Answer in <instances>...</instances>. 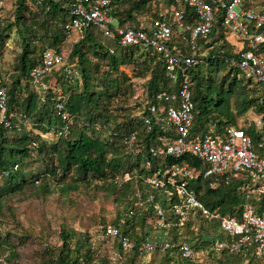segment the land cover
Here are the masks:
<instances>
[{"label":"built area","instance_id":"obj_1","mask_svg":"<svg viewBox=\"0 0 264 264\" xmlns=\"http://www.w3.org/2000/svg\"><path fill=\"white\" fill-rule=\"evenodd\" d=\"M6 1L0 0V23ZM258 1L264 2L172 0L169 5L161 2L158 15L151 16L146 24L124 27L113 14L114 0H65L71 16L63 25L67 36L60 46L45 49L31 71L32 86L43 100L50 96L60 119L50 130L40 133L45 140L66 136L76 121L77 116L67 108L62 81L75 83L82 73L78 61L70 59L72 49L65 47L67 42L75 43L83 38L92 26H98L104 36L121 47L137 46L162 61L172 81L182 72L178 91L156 92L145 100L139 114L150 130L155 124L171 129L170 136L162 138L160 146L149 147L146 167H152L156 159L163 162L168 156L180 157L185 153L197 156L207 167L199 169L189 163H175L145 177L137 171L124 173L123 181L135 182L129 216L147 215L155 231L174 234L165 239L148 229L149 234L140 245L144 253L176 250L182 258L196 260L197 249L183 231L193 218L200 217L206 222L217 223V235L204 231L211 239L214 253L253 249L256 256L264 258V201L260 205L251 202L253 198L264 197V121L257 115L249 118L255 122L257 143L239 125H228L221 132L210 127L206 133L194 135L195 102L192 83L186 74L187 68L207 64L209 58H221L229 67L238 69L240 75L264 85V5L256 9ZM218 21L220 27L214 33ZM231 32L239 35L238 43H232L234 52L227 54L225 48L218 51L217 47L226 40L225 34ZM110 52L115 53L114 46L110 47ZM31 124L27 113L10 108L8 88L0 80V126L23 132ZM136 139L133 132L128 138L131 149H134ZM14 169H18V165ZM10 172L11 169H3L0 179ZM232 174L247 178L240 187L246 203L239 216L223 214L220 207H209L195 188L200 176L211 179L210 187L216 189ZM140 177L144 178V187L139 185ZM100 232L119 244V248L112 250L114 263L125 264L127 254L134 246L132 239L112 223L103 225Z\"/></svg>","mask_w":264,"mask_h":264},{"label":"trees","instance_id":"obj_2","mask_svg":"<svg viewBox=\"0 0 264 264\" xmlns=\"http://www.w3.org/2000/svg\"><path fill=\"white\" fill-rule=\"evenodd\" d=\"M161 2L169 5L172 0H114L113 14L121 26L141 27L142 24L137 15L145 11L147 15L157 16L158 5ZM16 3L15 24L19 27L25 25L24 30L20 31V35L23 36V48L18 55L16 74L13 75L12 82L9 83L2 74H0V80L8 88L10 108L27 113L34 126L40 127L42 132H47L53 125L58 124L60 119L50 96L43 100L32 86L31 71L39 63L45 49L58 47L65 40L67 35L63 25L70 20V11L65 5V0H42L41 3L39 0H16ZM127 3L130 6L124 7L123 5ZM261 5H264V2L258 1L256 9H261ZM40 15L46 16L42 24L39 20L37 21ZM45 21L48 24L45 25ZM1 25L2 21L0 49L9 38L8 31L13 24H8L6 27ZM38 26L44 28V35L36 34ZM219 27L220 21L217 22L214 33ZM37 39L48 43V46L37 50V46L34 45ZM106 39L108 38L98 26H92L83 38L68 44V48L72 49L70 59L78 61L82 77L75 83L62 81L67 95V108L77 116L66 136L48 144L45 140H41L40 132L35 133L31 126L25 128L23 132L11 131L0 126V172L3 169H11L8 176L0 179V198L41 183V174H31L29 179L22 172L20 165L32 155L35 149L41 155H46L48 152L55 155L58 161L57 166H47L43 174L57 177L58 181L72 176L75 182H95L96 184L104 182L112 188L120 185L124 189L121 196L127 194L130 196L129 201L135 192V182L122 180V176L127 171H137L145 177L157 170H165L175 163H189L199 169L207 167L192 153H185L180 157L168 156L163 162L156 159L152 167H146V161L150 155L149 147L160 146L163 143L162 138L170 136L171 129H164L162 125L155 124L150 130L143 119L133 112L125 110L123 115L113 113L111 106L119 101L121 96L132 95V91L125 88L126 82L130 81L131 77L122 71L121 67L132 65L135 76L146 79L147 98L160 91H178L182 72L177 80L172 81L167 76L162 61L150 56L137 46L121 47L110 39H108L109 42ZM111 46L115 47L114 54L110 52ZM221 48H225L227 54L234 52L235 49L227 40L217 47V50ZM207 64L209 65L208 77L202 74L199 68L201 64L186 69V74L192 83L191 91L195 102L193 134H204L210 127H213L215 132H221L228 125H238L237 118L245 116L249 110H253L254 114L262 117L264 121V85L251 78L240 77L238 69L229 67L221 58H209ZM222 70L228 72L220 75ZM23 81L26 83L24 84ZM253 82L259 87H250ZM233 97H236V110L231 106ZM122 109L124 111V108ZM245 120L242 127L254 137L257 143L258 134L254 120L249 121V117ZM133 132L136 133L137 139L134 149H131L128 138ZM16 165L18 169L12 170ZM229 178L228 181H222L216 189H212L211 179L200 176L195 183V188L198 196L209 207H220L223 214L239 216L246 203L240 187L245 184L247 178L245 175L233 174ZM143 180L142 177L138 180L141 187H144ZM43 188L47 191L48 185ZM263 201L264 197L251 200L253 204L259 205ZM131 203L126 209L124 219H121L119 215L112 224L132 239L134 246L126 258L128 261V257L131 256V264H135L138 256L148 254L141 250L140 245L149 234L148 229L150 230L154 224L149 221L147 215L130 217L128 212ZM131 220L134 223L130 225ZM137 223L140 225L139 234L135 226ZM215 226L217 230L216 222L213 224V227ZM200 238L205 244L211 241L208 235L205 237L200 235ZM61 240L62 244L57 248L55 257L46 258L41 264H94V251L87 244L88 241L83 243L75 240L74 235L65 229L62 230ZM115 247L119 248V244L117 243ZM160 253H176L180 256L176 250ZM243 253L247 256H256L253 249L222 254L228 256ZM11 256L16 259L18 253L12 250ZM182 259L186 261V264L196 262V260ZM99 264H105V262Z\"/></svg>","mask_w":264,"mask_h":264},{"label":"rangeland","instance_id":"obj_3","mask_svg":"<svg viewBox=\"0 0 264 264\" xmlns=\"http://www.w3.org/2000/svg\"><path fill=\"white\" fill-rule=\"evenodd\" d=\"M123 6L129 7L130 4L127 3ZM16 7V0H7L2 8L1 26L6 27L8 24H13L8 31L9 38L0 49V74L9 83L12 82L13 75L16 74L18 55L23 48V36L20 35V31L25 28V25L19 27L15 24ZM236 9L240 10L239 7ZM27 16H30L29 13ZM150 17L151 15H147L145 11L137 15L141 24H146ZM45 19L46 16L40 15L37 21L39 20L42 24ZM44 33V28L38 26L36 34L44 35ZM225 37L230 44L238 43L239 35L237 33H226ZM69 43L73 42H67L65 49ZM34 45L39 50L48 46V43L37 39ZM199 68L202 74L208 77L209 65L203 63ZM121 70L131 77V80L126 82L127 87L125 88L132 91V95L121 96L111 108L114 114L123 115L126 110L139 116L147 99L146 79L136 77L132 65H124ZM227 72V70H222L220 75ZM23 83L26 82L23 81ZM252 86L257 85L253 82L250 87ZM231 106L236 110V97L231 99ZM246 117L254 118V111L249 110L245 116L238 117L237 124L243 126ZM31 127L35 133L42 131L40 127L34 126L33 122ZM47 140L48 144L56 142L51 139ZM57 164L55 155H51L49 152L46 155H41L35 149L32 155L20 165L22 172L29 179H31V174H41V183H34V187L28 186L23 191L10 193L0 198V264H41L44 259L55 257L57 248L62 244L63 229L69 230L75 240H80L83 243L88 241L87 244L94 251V264L103 261L105 264H115L111 255L117 243L111 238L103 237L100 231L103 225L114 223L119 215H121V219H124L126 209L131 202L129 201L130 196L127 194V196H121L124 189L120 185L112 188L104 182L97 184L95 182H75L72 176L58 181L57 177L43 174L47 166H57ZM46 185H48L47 191L43 188ZM132 223L134 221L131 220L130 225ZM135 226L139 234L140 225L137 223ZM154 227L150 228L153 231L152 234H161L165 239L174 237L173 232L160 233L155 231ZM204 231L210 235H217L213 222H206L200 217L193 218L183 231L186 238L191 240L197 249L198 257L194 264H264V258L247 256L245 253L228 256L214 253L211 249V242L205 244L200 238V235L205 237ZM12 250L18 253L16 259L11 256ZM130 257H128V261L126 259L125 264H131ZM135 264H186V261L176 253L156 252L138 256Z\"/></svg>","mask_w":264,"mask_h":264},{"label":"crops","instance_id":"obj_4","mask_svg":"<svg viewBox=\"0 0 264 264\" xmlns=\"http://www.w3.org/2000/svg\"><path fill=\"white\" fill-rule=\"evenodd\" d=\"M40 133H41V134H44V132H42V131H41ZM41 137H42V136H41ZM42 139H43V138H42ZM44 140H45V139H44ZM45 141H48V140H45ZM54 141H57V140H54Z\"/></svg>","mask_w":264,"mask_h":264}]
</instances>
